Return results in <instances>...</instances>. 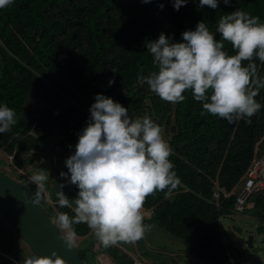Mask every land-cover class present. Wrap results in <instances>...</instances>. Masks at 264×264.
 <instances>
[{
    "label": "trees",
    "instance_id": "16d2710c",
    "mask_svg": "<svg viewBox=\"0 0 264 264\" xmlns=\"http://www.w3.org/2000/svg\"><path fill=\"white\" fill-rule=\"evenodd\" d=\"M196 3L188 0L177 11L172 0L146 4L140 0H14L0 9V104L14 109L17 119L9 131L0 134V150L8 157L38 148L60 154L64 145L77 142L98 92L127 107L132 119L145 114L162 128L172 118L173 124L164 131L170 136L173 154L169 159L181 183L171 194L165 190L146 197L143 208H152L153 214L144 223L152 222L180 239L182 251L194 257L195 264H240L231 254L236 248L223 240L219 222L223 215L232 214L235 194L225 197L220 190L230 192L237 185L256 143L258 148L264 144V88L255 97L262 107L252 117L228 123L202 114V105L190 90L184 93V101L174 104L159 98L138 79V75L156 71L145 45L161 31L180 42L182 31L194 29L204 19L214 32L220 16L237 8L264 23V0H230L227 5L221 0L217 9L207 5L197 9ZM224 48L229 55L235 54L229 42ZM253 60L258 75L264 76V62ZM109 78L114 79L111 85ZM53 129L57 132L51 133ZM53 134L56 145L49 139ZM70 149L69 155L74 151ZM62 171L67 173V169ZM17 176L36 195L37 186ZM45 189L54 205H49L44 192L39 201L50 215H74L72 209L58 206V188L46 183ZM77 191L64 183L69 199ZM251 201L253 206L244 212L264 220V193L254 194ZM74 228L76 236L90 233L85 223ZM259 230H263L261 225ZM84 239L91 245L96 240L92 235ZM75 249L86 264H94L95 251ZM0 251L13 253L2 246ZM99 251L108 253L117 264H135L117 245L105 248L99 243ZM10 262L3 259L0 264Z\"/></svg>",
    "mask_w": 264,
    "mask_h": 264
},
{
    "label": "clouds",
    "instance_id": "9594fccd",
    "mask_svg": "<svg viewBox=\"0 0 264 264\" xmlns=\"http://www.w3.org/2000/svg\"><path fill=\"white\" fill-rule=\"evenodd\" d=\"M222 2L227 5L230 0ZM13 3L0 0V9ZM187 3L172 0V7L178 11ZM220 3L198 0L195 6L217 9ZM259 19L237 8L220 16L214 32L204 19L197 21L194 29L182 31L180 42L161 31L145 45L156 71L138 75V79L164 101L182 102L186 99L184 93L190 90L192 98L201 103L202 114L218 116L228 123L250 118L262 107L255 97L264 88V76L258 75L253 60L256 57L264 62V23ZM225 42L235 54H228ZM107 83L111 85L114 79L109 78ZM88 112L74 151L64 160L67 173L60 172L76 186L77 195L69 199L62 185L57 192L58 206L72 209L74 215L58 212L56 224L64 230L66 242L75 240L74 225L85 223L105 248L120 242L134 243L150 227L144 223L142 211L146 197L165 190L171 194L181 183L169 159L173 149L155 120L148 115L132 119L127 107L103 93L94 94ZM16 123L14 109L0 104V134ZM48 179V171L42 168L31 175L38 189L36 200ZM22 264L65 262L53 251L49 256L33 253L24 257Z\"/></svg>",
    "mask_w": 264,
    "mask_h": 264
},
{
    "label": "rangeland",
    "instance_id": "374dc122",
    "mask_svg": "<svg viewBox=\"0 0 264 264\" xmlns=\"http://www.w3.org/2000/svg\"><path fill=\"white\" fill-rule=\"evenodd\" d=\"M30 102H33L31 99ZM145 114H142L144 116ZM141 116V117H142ZM140 118V117H135ZM166 127H171L173 124L172 118ZM165 127V126H164ZM162 126V134L168 141L170 139L169 134L166 135ZM57 132V131H56ZM53 129L51 133H56ZM50 139L51 144L56 145L58 142L56 134H53ZM259 143V142H257ZM76 144V143H74ZM68 144L63 146L60 154L54 152H45L43 148H38L33 153L24 152L18 156H7L2 150H0V169L8 173L10 176L18 181L23 182V179L18 178V174L23 175V178L27 181H31V175L37 171L38 168H42L48 171L49 179L45 182L49 184L51 188H58L62 185V191L64 192L65 179L60 176V173L64 169L65 158L69 156L67 152L74 150L73 145ZM72 147H69V146ZM75 146V145H74ZM260 150L264 149V144L259 145ZM29 157H33L30 159ZM59 162L61 166L57 164ZM24 183V182H23ZM33 183V182H32ZM26 184V183H24ZM216 191V190H215ZM264 193V191H262ZM46 199L49 205H54L51 195L48 190H44ZM65 194V193H64ZM74 196L73 198H75ZM44 206V205H43ZM253 202L251 203V207ZM250 209V208H249ZM145 218L152 216V208L142 209ZM50 215L56 222L57 212H53ZM220 225L223 231V240L231 243L236 249H232V256L235 257L240 264L243 259L250 260L252 264H264V220L259 216L251 215L247 211L232 212L230 215H223L220 219ZM147 225L150 227L145 232L143 238L135 241L134 243L120 242L117 246L122 252L129 255L135 264H195V258L189 257L188 254L182 251L183 243L180 239L172 236L171 234L164 232L161 228L157 227L154 223L148 222ZM260 225L263 230H259ZM63 235L65 232L61 229ZM88 235L95 237L93 232L90 230ZM86 235L85 237H88ZM249 235H252L253 247L257 248L253 251L248 247L246 239ZM85 237L76 236L74 241H69L73 247L84 248L86 250H93L96 252L94 257V264H117L115 263L108 253L99 251V241L96 239L94 244L87 243ZM0 246L5 249L13 250V253L1 252L0 251V262L3 259H9V262L15 264H22L23 258L32 255L26 245L19 239L14 231L8 226V224L0 217ZM237 250V251H235ZM99 251V252H98ZM244 251V255L242 254ZM239 253V254H237ZM10 264H13L11 263Z\"/></svg>",
    "mask_w": 264,
    "mask_h": 264
},
{
    "label": "water",
    "instance_id": "95a60500",
    "mask_svg": "<svg viewBox=\"0 0 264 264\" xmlns=\"http://www.w3.org/2000/svg\"><path fill=\"white\" fill-rule=\"evenodd\" d=\"M0 217L8 224L29 251L37 256H49L53 251L65 264H86L64 235L33 191L0 169ZM252 235L246 239L253 247ZM244 255V251H242Z\"/></svg>",
    "mask_w": 264,
    "mask_h": 264
},
{
    "label": "built area",
    "instance_id": "2783aa9c",
    "mask_svg": "<svg viewBox=\"0 0 264 264\" xmlns=\"http://www.w3.org/2000/svg\"><path fill=\"white\" fill-rule=\"evenodd\" d=\"M65 182L72 190H77L76 186L68 181V177L64 176ZM225 197L230 193L235 194L234 212H242L251 206V199L254 194L264 191V151L254 153L252 160L247 166L243 180L237 187L230 192L220 190ZM219 193L214 192V198L217 199ZM241 264H252L250 260L243 259Z\"/></svg>",
    "mask_w": 264,
    "mask_h": 264
},
{
    "label": "bare ground",
    "instance_id": "6f19581e",
    "mask_svg": "<svg viewBox=\"0 0 264 264\" xmlns=\"http://www.w3.org/2000/svg\"><path fill=\"white\" fill-rule=\"evenodd\" d=\"M255 151H256V153L262 152V151L259 150V148H258V143H256V145H255L254 153H255ZM263 151H264V150H263ZM254 153H253V155H254ZM251 160H252V159H251ZM244 173H245V171H244ZM244 173H243L241 179L238 181L237 185L240 184L241 181L243 180ZM237 185H236L235 187H237ZM215 192H216V191H215ZM217 192H218V191H217ZM261 193H263V192H261Z\"/></svg>",
    "mask_w": 264,
    "mask_h": 264
}]
</instances>
